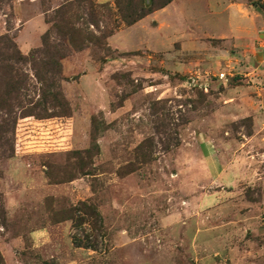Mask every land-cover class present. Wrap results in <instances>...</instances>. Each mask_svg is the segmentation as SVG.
Returning a JSON list of instances; mask_svg holds the SVG:
<instances>
[{
    "label": "rangeland",
    "instance_id": "obj_1",
    "mask_svg": "<svg viewBox=\"0 0 264 264\" xmlns=\"http://www.w3.org/2000/svg\"><path fill=\"white\" fill-rule=\"evenodd\" d=\"M76 1L0 0L23 56L47 33L65 53V110L0 130L1 263L264 264V0H171L130 26ZM39 60L13 65L33 102Z\"/></svg>",
    "mask_w": 264,
    "mask_h": 264
},
{
    "label": "trees",
    "instance_id": "obj_2",
    "mask_svg": "<svg viewBox=\"0 0 264 264\" xmlns=\"http://www.w3.org/2000/svg\"><path fill=\"white\" fill-rule=\"evenodd\" d=\"M171 0H150L148 7L144 6V0H115L114 8L121 21L126 26H130L142 19L147 14H150L158 9L165 7ZM86 2L89 9L94 11V4L89 0H78L75 3ZM74 3H68L60 6L55 12L54 30L60 38L70 39L73 34V29L68 28L70 14ZM100 9L105 6H99ZM92 12L90 22L93 24ZM94 25V24H93ZM62 26V27H61ZM66 28V29H65ZM66 30L65 32H63ZM108 32L106 36H110ZM49 33L42 40V47L30 52L27 56H23L17 49L14 43L8 37H0V112H3L8 120L3 122L0 130H14L17 125L20 115H29L32 112H44L49 109H62L64 106L58 101L59 93L54 91V79L60 75V60L65 56L60 43H50ZM69 41V40H68ZM39 57L41 62L42 72L40 75L36 71V79L42 85L40 90V101L33 102L22 94V91L27 90V81L24 74L16 69L13 65H22L28 61H34ZM77 210V209H76ZM77 211H81L80 209ZM94 212V211H93ZM96 218V213H93ZM93 218V216H90ZM75 221V220H74ZM0 264L1 260H0Z\"/></svg>",
    "mask_w": 264,
    "mask_h": 264
},
{
    "label": "built area",
    "instance_id": "obj_3",
    "mask_svg": "<svg viewBox=\"0 0 264 264\" xmlns=\"http://www.w3.org/2000/svg\"><path fill=\"white\" fill-rule=\"evenodd\" d=\"M220 77L223 78L224 77V74L223 73H220Z\"/></svg>",
    "mask_w": 264,
    "mask_h": 264
}]
</instances>
